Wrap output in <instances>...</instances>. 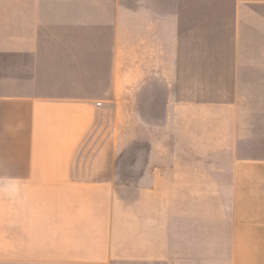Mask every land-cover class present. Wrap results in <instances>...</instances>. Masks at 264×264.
<instances>
[{"label": "crops", "instance_id": "crops-1", "mask_svg": "<svg viewBox=\"0 0 264 264\" xmlns=\"http://www.w3.org/2000/svg\"><path fill=\"white\" fill-rule=\"evenodd\" d=\"M210 1L0 0V264H238L261 237L239 208L264 160L234 112L264 95L242 51L264 47V0ZM208 29L230 57L202 54ZM128 129L147 149L124 198Z\"/></svg>", "mask_w": 264, "mask_h": 264}, {"label": "rangeland", "instance_id": "rangeland-1", "mask_svg": "<svg viewBox=\"0 0 264 264\" xmlns=\"http://www.w3.org/2000/svg\"><path fill=\"white\" fill-rule=\"evenodd\" d=\"M225 2V1H224ZM225 6H228V3H224ZM204 7L209 11L211 8V1L204 0ZM209 17V16H208ZM207 19V16L204 15V20ZM209 28V25H207ZM204 39H203V46H202V54L205 55H219L230 57L234 51L233 48L227 46H218V41L211 40V31L208 29L207 31L204 30ZM244 54H264V47H244L242 48ZM219 64V63H218ZM217 64V65H218ZM211 65L214 64H203V77L204 80L206 78L207 73L209 72V68ZM220 66L226 67L227 64H219ZM255 76L251 79H247L244 83H247V86L251 88V90H256L259 84V76L258 74L254 73ZM209 83V79H208ZM257 86V87H256ZM209 89V88H208ZM210 91H205L203 98L204 100H216L219 98L217 95H213L209 93ZM240 102L249 103V105L244 110H239L234 112L237 115L238 120L242 117L245 119V123L248 125L245 127V130L249 132L251 141L245 143L244 145L239 144V149L241 153L248 152L253 154V156L257 159L264 160V95L258 94H250V95H238L237 96ZM218 113V121H211V120H204V128L202 134H214L215 132H220V130H226V126H222V117L221 112ZM125 114V112H124ZM223 118H225L223 116ZM243 119L240 120V123ZM129 124V119H127ZM224 120L223 123H225ZM195 123V122H192ZM222 123V124H223ZM207 125V126H206ZM242 123L236 125V133L242 131ZM216 128V129H215ZM128 132V133H127ZM125 133V137L128 142L122 144V158L118 161V173H117V181L123 184L124 191L122 193L124 198H130V191L129 186L132 178H135L139 175L142 167L145 164L146 159L144 156V151L147 149V142H140L132 144L130 139V131L128 129ZM222 132V131H221ZM187 133H193V129H187ZM220 134V133H219ZM245 154V155H246ZM138 156V157H137ZM247 156V155H246ZM219 162L223 160L221 158L218 159ZM128 187V188H127ZM250 187L252 186H245V194L242 193L240 195L242 202L249 203L251 206H241L239 208L240 215L244 218V225L254 231L255 227V219L257 221L264 222V205L257 206L253 205L254 203H264V186H255V190H251ZM246 188V189H245ZM260 189V190H258ZM258 227L261 231H259V236L261 237H253L251 239H243L241 242L243 243L242 246L246 250L245 254H242L237 259L238 264H264V224H259ZM256 232H253L255 234ZM221 258H227L226 255H220Z\"/></svg>", "mask_w": 264, "mask_h": 264}]
</instances>
